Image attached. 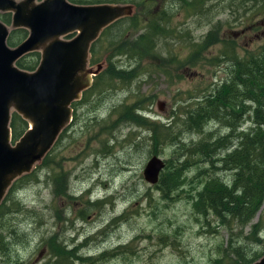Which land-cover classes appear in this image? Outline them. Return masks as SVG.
I'll return each instance as SVG.
<instances>
[{
	"label": "rangeland",
	"instance_id": "374dc122",
	"mask_svg": "<svg viewBox=\"0 0 264 264\" xmlns=\"http://www.w3.org/2000/svg\"><path fill=\"white\" fill-rule=\"evenodd\" d=\"M135 6L145 24L164 12L169 18L167 39L140 64L123 57L124 71L137 78L126 83L118 79L88 93L74 109L70 130L51 151L48 167L37 164L32 170L36 178L18 183L12 199L20 210L12 206L0 220L7 252L0 253V264H59L51 255V243L80 244L87 237L94 241L81 254L103 255L101 264H219L221 258V264H228L230 244L252 243L248 253L264 246V202L252 222L263 224L260 246L246 241L250 226L241 228L233 222L222 226L215 216L197 212L192 197L211 171L202 158L190 160L182 171L184 189L170 194L144 177L155 151L165 164H180L186 160L179 157L180 147L202 139V134L187 130L188 113L229 77L235 56L245 58L264 45V0H211L200 14L178 0H140ZM213 27L218 42L206 47ZM98 47V62L89 66L93 70L102 66L97 76L108 68L109 55L104 41ZM134 114L169 127L175 143L171 139L155 143L150 126L127 119ZM204 130L212 131L214 139L228 133L217 123ZM60 187L66 196L58 194ZM89 199H99L98 204L89 206Z\"/></svg>",
	"mask_w": 264,
	"mask_h": 264
},
{
	"label": "trees",
	"instance_id": "16d2710c",
	"mask_svg": "<svg viewBox=\"0 0 264 264\" xmlns=\"http://www.w3.org/2000/svg\"><path fill=\"white\" fill-rule=\"evenodd\" d=\"M68 1L78 5H137L140 0ZM178 1L191 12L200 14L207 10V4L211 0ZM137 13L139 14V10ZM0 19L5 24L11 25L12 13H0ZM142 26H144L143 30ZM168 28L169 18L164 17L163 11L157 18L146 24L135 13L133 16L122 18L107 27L91 46L90 63L98 62L96 57L101 51L98 43L104 41L105 51L109 53L107 57L108 68L103 74L96 77L92 86L83 92L81 99L72 104L73 118L75 119L74 109L78 110L79 105L85 101L86 95L91 91L97 93L99 88L104 85L112 86L113 82L118 79L126 83L137 78V74L134 72L127 73L124 71L126 65H121L122 58L124 57L123 60H132L133 64L142 63V59L146 55H153V51L160 42L167 39L165 33ZM134 31L139 32L132 37L130 34ZM28 35L29 32L26 29H13L7 43L10 47H16ZM206 39V47L216 43L215 40L218 42L219 38L215 27L206 35ZM27 57H31L32 61L27 62ZM115 58H119L117 60L120 62L117 63ZM40 60L41 54L33 52L20 59L17 66L25 71H35ZM131 66L132 64L129 67ZM231 66L229 77L227 76L211 93L206 95L196 109L189 111L184 123L188 131L202 134V139L196 144L191 143L188 146L180 147L183 153L179 157H186V160H182L180 164L172 161L165 164L157 185L164 194L184 189L185 177L182 171L189 168L190 165L188 164L191 159L202 158L205 164L210 165L211 171L207 179L199 182L196 195L192 197L195 209L206 218L215 216L222 226H228L232 222L241 228L250 226V232L245 236L246 241L252 239L260 246L263 241L259 239V233L263 224L261 220L255 224L252 222L264 202V45L257 53H250L245 58L241 59L235 56ZM132 69L134 70V68L130 70ZM127 119L137 125L144 123L150 126L154 133L152 139L155 143H159L161 139L162 141L171 139L172 144L175 143L174 132L168 129L169 127H164L159 123L152 124L151 119H143L141 115L134 114L128 116ZM209 123L224 126L226 130L228 129V133L214 139L211 135L212 131L204 130ZM245 124L246 127L244 128L243 125ZM71 126L66 127L54 146L58 144L65 132L70 130ZM10 127L13 142H17L27 132L29 124L20 115L13 113ZM51 151L42 161L47 167L50 163ZM157 155L158 152L155 151L153 156ZM223 174H230V178H223ZM32 176H34L33 179L36 178L35 171L22 176L13 183L0 205V220L8 215L12 206H15L16 210H20L19 202L12 199V194L17 190L18 183L26 182ZM58 194L66 196V191L60 187ZM1 229L2 226L0 225ZM15 234L16 231L11 232V235ZM250 244L248 245L247 242L245 247L230 244L226 253L228 256L226 262L228 264H253L264 256V246L257 251L252 250L248 253L247 248L252 247V243ZM55 245L54 242L51 243V255H54ZM0 253L7 255L5 238L1 234ZM223 260V258L219 259V264Z\"/></svg>",
	"mask_w": 264,
	"mask_h": 264
},
{
	"label": "water",
	"instance_id": "95a60500",
	"mask_svg": "<svg viewBox=\"0 0 264 264\" xmlns=\"http://www.w3.org/2000/svg\"><path fill=\"white\" fill-rule=\"evenodd\" d=\"M0 12H11L12 25L0 20V205L13 183L30 174L51 151L72 122V104L92 86L102 66H90V50L102 32L121 18L131 16L133 5H78L68 0H0ZM24 28L26 40L12 48V29ZM70 38V39H66ZM40 52L35 71L20 69L17 62ZM13 113L29 129L12 144ZM165 162L152 157L145 180L159 182ZM254 264H264V256Z\"/></svg>",
	"mask_w": 264,
	"mask_h": 264
},
{
	"label": "flooded vegetation",
	"instance_id": "af4514ba",
	"mask_svg": "<svg viewBox=\"0 0 264 264\" xmlns=\"http://www.w3.org/2000/svg\"><path fill=\"white\" fill-rule=\"evenodd\" d=\"M1 13V12H0ZM3 13H11V12H3ZM13 17V15H12ZM1 20V19H0ZM2 21V20H1ZM3 22V21H2ZM4 23V22H3ZM5 24V23H4ZM7 25V24H6ZM12 25V23H11ZM11 25H7L9 27H11ZM24 29V28H23ZM13 30V29H12ZM11 30V31H12ZM10 31V32H11ZM28 31V30H27ZM10 35V34H9ZM9 38V37H8ZM27 39V38H26ZM25 39V40H26ZM66 39H70V38H66ZM8 41V40H7ZM22 43V42H21ZM14 48V47H12ZM40 53V52H39ZM41 54V53H40ZM90 59H91V53H90ZM41 61V60H40ZM40 64V63H39ZM39 66V65H38ZM98 68V67H97ZM74 122V118L72 116V122L69 124L70 126L72 125V123ZM29 129V128H28ZM24 136V135H23ZM22 136V137H23ZM21 137V138H22ZM20 138V139H21ZM19 141V140H18ZM17 141V142H18ZM17 142H13L12 139V144L15 145V143ZM98 200H93V199H89L88 205L89 206H94L98 204ZM88 241V242H87ZM92 238H85L84 241H82L80 244H64V245H55L54 246V255L55 257H57L59 259V264H64V263H70L76 260V262L79 263H85V264H91L96 262V264H101L103 262V255L101 257L95 258V256H89V255H84L81 254V252H83L85 249L87 251V249L89 247H91V243H92ZM89 250V249H88ZM78 253V254H77Z\"/></svg>",
	"mask_w": 264,
	"mask_h": 264
},
{
	"label": "bare ground",
	"instance_id": "6f19581e",
	"mask_svg": "<svg viewBox=\"0 0 264 264\" xmlns=\"http://www.w3.org/2000/svg\"><path fill=\"white\" fill-rule=\"evenodd\" d=\"M122 5H133V6H134V12H133V14H132L131 16H133V15L135 14V8H136V6H135L134 4H122ZM127 17H130V16H127ZM124 18H125V17H124ZM121 19H122V18H121ZM119 20H120V19H119ZM116 22H117V21H116ZM153 157H154V156H153ZM205 165H206V164H205ZM215 219H216V218H215ZM77 254H78V253H77ZM261 258H262V257H261ZM261 258H260V259H261ZM260 259H259V260H260ZM259 260H257V261H259ZM257 261H256V262H257ZM256 262H254V263H256ZM254 263H253V264H254Z\"/></svg>",
	"mask_w": 264,
	"mask_h": 264
}]
</instances>
